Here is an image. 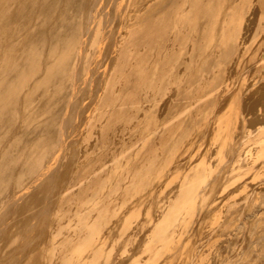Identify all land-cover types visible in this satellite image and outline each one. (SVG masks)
<instances>
[{"label":"rangeland","instance_id":"374dc122","mask_svg":"<svg viewBox=\"0 0 264 264\" xmlns=\"http://www.w3.org/2000/svg\"><path fill=\"white\" fill-rule=\"evenodd\" d=\"M40 1L29 7L32 32L24 29L15 38L17 54L27 40L23 33L33 40L59 20L60 2L67 4L43 3L52 10L46 9L49 16L41 24ZM200 1L184 0L180 7L187 17L176 29L170 15L168 40L164 47L155 43L150 61L164 77L156 75L150 88L133 87L140 107L136 119L128 121L133 107L120 116L103 98L112 92L111 82L116 97L125 94L119 88L126 89L120 87L126 79L120 83L111 77L104 84L114 66L110 55L117 51L111 54L108 46L113 26L105 25L102 43L88 51L103 61L91 54L100 61L90 58L94 64L85 75L77 64L79 85L72 87L69 100L64 98L69 89L43 95L49 86L42 83L31 95V112L17 105L22 109L17 117L12 106L5 109L7 115L4 111L0 118V264H264V0ZM196 2L207 3L209 14L200 17ZM168 3L171 13L176 1ZM104 4L102 18L108 13L104 19L112 20L125 1ZM12 6L11 15L8 9L0 21L16 17ZM223 21L225 38L220 36ZM200 29L206 31L202 48L185 72L191 39ZM29 33L35 35L29 38ZM152 117L166 118V125L154 126ZM40 139L55 144L52 158L44 160V174L36 179L21 172V153L36 149ZM186 191L190 199L173 215ZM80 217L103 243L96 248L94 240L86 242L78 256L73 250L90 232L80 226ZM161 229L167 230L165 241L154 239Z\"/></svg>","mask_w":264,"mask_h":264},{"label":"bare ground","instance_id":"6f19581e","mask_svg":"<svg viewBox=\"0 0 264 264\" xmlns=\"http://www.w3.org/2000/svg\"><path fill=\"white\" fill-rule=\"evenodd\" d=\"M3 1L4 2H2V4L3 3H5V4L3 6L0 5V7H1L0 18L3 17L4 15H6L8 9L10 10V11H8L10 13H7V14L11 15V9L14 8L12 5H14L16 8L15 9L16 11L14 13L15 15L12 13L16 17L11 18L12 21H10L11 19H9V18L12 17L13 15L8 17L9 20H6L5 18H3L5 20L0 21V118L3 116L5 109L6 108L9 109V108H11V106H12L13 110L15 109V111L17 110V108H16L17 105H20L21 106L20 108H22L24 111L28 110L29 112H31L32 111V108H31V106H32L31 105L32 104L31 98L32 97H31V95L33 94V91L37 90L42 83L44 85H46L47 87L49 86L48 88L44 89L43 95L47 94L49 92L54 94V93L59 92L61 89H65V90L69 89L70 91H68V90L66 91V95L64 96V98L65 99H68L69 97L71 98V96H69V94L70 95H71V93L73 94L72 87H74V86L77 87L76 85H79V83L76 81V79L74 80V77L76 78V75H77L75 73V71H76L75 68H78V67L80 68V66H81L82 70L79 69L78 72H80V70H81L84 72L82 74L85 75V71H87L88 65L92 66L94 64V63L91 64L92 62H91L90 58H94V60H96V58L98 59L99 53L97 55L96 51H94L95 54L98 56L97 57L94 53L93 54H92V52L88 53V51L90 50V47H91L90 51H92V49L95 50L93 48L94 46H96L95 48L97 50L98 41L103 40L100 36H101V34H103L102 33L103 29H104L103 26L105 25V28H107L106 26H108L109 28L112 26L113 27L115 26V28L113 29V27H112V29L110 31L108 28L109 34L112 37V38L110 37L112 40L109 38V40H111L110 41L111 44L109 43L108 46L109 47H110V45L113 46V48H112V46L110 48L111 54H112V49L114 50L116 48L117 51L115 50L114 52H116L117 55L113 56L114 54H116L114 52H113L114 54L110 55V57L112 56L111 58L114 57L113 58V60H114L113 65L114 66L111 67V68H113V69H111L112 72L109 71V73L111 74L109 79H108V77H107V80L105 79V76H106V74H105V76L103 78L105 80L104 84H106L108 86L109 82H110L109 80L111 77L120 83L122 80H125V79H126L125 80L126 83L128 81L129 82H128V85L125 82L121 83L120 87L122 86V87L127 89V90L123 89L124 91H122L121 90L122 88H119V90L121 92H125V94L122 93L123 96L121 94V97L119 95H118V97H116V94H113V92H115V91H113L111 88L112 87V85H111L112 82H111L109 91H112V92H107L108 95H106L105 91H108V90L105 89L104 94H105V96H108V98L105 97L104 95H103V98L107 99V101H106L107 103L105 102L106 105H108V103L110 102V106L113 108V112L114 113L116 112L117 115H120V116H123L124 113L126 115L127 111L133 107L134 112L131 114V116H129L128 121H130L132 118L136 119V114H137V111L140 109V107H139V101L136 99V96H135L136 92H133L132 90H134L133 87H136L137 85L139 86L140 84H142V87H149L150 88L153 86L154 82H156V75H158V74L156 73L157 69L154 66H156L157 62H155V60H154V62L156 64L154 62H150L151 56H153V49L155 47V43H157V45L161 44V47H164L163 43L167 39V37H166L167 31H169V30L166 31V29L167 28L169 29L168 25L170 23L168 21L171 18L170 17L171 14H172L171 16H173L172 18H174V20H175L174 25H173V28H175V29L177 28L178 23L182 22V20L184 22L185 17H187V15H185V8L183 9L182 7H180L184 3V0L179 1L180 6L177 5L178 0H175L177 8L173 7L174 10H171V13H170V7H171V4L173 2L172 3L170 2L171 4L169 5L168 0H124L125 1V5H123L124 7H122L121 10L118 8L119 11L117 9L114 10L115 14H116V11L118 13H117V15L114 14L115 18L113 17L114 19H112V20L109 19V17L111 18V16H109L107 19H104L105 16L107 17L108 13H106L107 15L105 14L104 18H102V15H104V13H105L104 11L106 9V8L104 9V7L106 5L104 3H106V1H108V0H65V2L67 1L66 6H61L62 2H60L61 4L56 3L58 6L60 4L59 8L61 7V9L57 8V5L55 7V9L57 8L58 11L60 12L59 13V15H60L59 20L58 21L55 20L56 22H53V24L50 25V28H48V30L45 31V29H44V31L38 32L37 33L38 35L34 34L36 37L33 34L29 33V38L31 35L34 36L33 40L32 39L30 40L27 37L28 36L27 32L28 31L32 32L29 29H32L33 25L31 24L32 26L30 25L31 27H29V29H28L27 24L29 25V23H31V19L33 18L32 17L33 12H31V10H32L31 8L34 6V4L37 3L38 0H3ZM53 1H52V4H55V2H53ZM40 2L42 3L41 5H43V7H45V8L42 7V10H43L42 11L43 14L41 13L42 14L41 16H43V20L41 21V24H42L46 21V18L49 16L46 9L52 10V8L51 9L48 8V7H50V5H48V7L46 8L45 4H46L47 0H45L43 2L41 0ZM57 2H59V0H57ZM63 2H64V0H63ZM200 2H199V4H200ZM43 3H45V4H43ZM199 4L197 2L195 4L196 5L195 8L197 10V13L199 14L200 17H205L207 14H209V11H211V9L206 5L207 3L204 5L202 3H201L202 5H199ZM11 6H12V8H11ZM29 7L31 10L29 9ZM62 7H64V8H62ZM27 9H29V10H27ZM62 9L67 10V13ZM229 9H230V7H229ZM60 10H62L65 13H61L62 11H60ZM154 11H156V13H154V14H157L155 17H154V14H152V12H154ZM186 13H187V11H186ZM30 14H32V16ZM112 15H113V13H112ZM225 15L228 16V12H226ZM7 16L8 15H6V18H7ZM15 18H17V20L19 22L18 21L14 22L13 19H15ZM22 19H24L23 22H22ZM103 19L105 22L103 21ZM108 19L110 22H114V21H116V22L113 25L112 23L108 22ZM224 22L225 21H223V24H221V26H220V34H221L220 36H222V38H225V36H224L225 32L224 31H225L226 24H224ZM106 23L108 25H106ZM202 26L205 27V25H203V24H202ZM26 29H28V30H26ZM22 30L26 31L27 34L23 33V34H25L23 36L26 37L27 40H26V42L21 41L22 44L23 43L24 44L22 47L20 45L21 48L19 47V53L17 54V52H15V49L13 47L16 44L15 38L17 37L18 33ZM105 34H107V33H105ZM195 34L196 35L194 37H192V39H191L192 40V48H191L192 52L190 53L189 60H187L185 62L186 63V66L184 69L185 72L188 71L189 65L192 62V59L196 56L197 52L201 50L202 47H200V41H201V38H203L205 36L206 31L204 29L203 30L200 29V30L196 31ZM32 36H31V38H32ZM154 36H155V38H154ZM24 37H23V39H24ZM105 37H106V35H105ZM99 38L101 40H99ZM156 39H157V42L154 41ZM99 43H102V41ZM207 47L212 48L210 43H208ZM98 50H99L98 52H101L100 49H98ZM108 51L109 50H107V52ZM91 54L93 56H95L96 58L92 57ZM105 54H103V55H105ZM225 54H226V52H225ZM211 55H212V52H210V50H209L208 56H211ZM105 56L107 57V54ZM106 57H105V59H106ZM163 58H165V57H163ZM108 59L110 61H112V59H110V58H108ZM153 59L154 58H152V60ZM92 61H93V59H92ZM97 61H100V60H96L94 62L97 63ZM156 61H157V59H156ZM150 63H152L153 66L151 65V67H153V68L149 67ZM77 64H80V66L79 65L77 66ZM111 64H112V62H111ZM91 66L89 68H92ZM89 68H88V70H89ZM97 68H98V65H97ZM173 68H174L173 66L169 68V71L167 72V74H169V76H173ZM80 74H81V72L79 73V76H84V75H80ZM214 74H215V72H214ZM199 76L200 77L202 76L200 74V72L198 73V79L199 80L197 79V81L201 80ZM158 77H159V79H162L164 77V74L161 73L160 75H158ZM131 78H133L132 82H131ZM77 79L79 80V78H77ZM66 81H67V83H65ZM106 81H108V82H106ZM197 81H195V82H197ZM118 82H116V83H118ZM76 83H78V84H76ZM123 83H125L126 85L123 86L122 85ZM74 90H75V88H74ZM185 90L186 89L181 90V94L183 92H185ZM120 91H118V92H120ZM20 94L23 97H22L20 103L18 104V101H19L18 99H19ZM99 98H101V97H99ZM68 100H65V102H68ZM20 108H19V110L22 111V109H20ZM112 108H110V109L112 110ZM13 110H10V111L12 112ZM19 110H17V111H19ZM7 111H9V110H7ZM19 112H17V114L14 116L18 117ZM103 112H104V110H103ZM103 112L101 111V114ZM5 114H6V111H5ZM13 114H15V113H13ZM9 117H10V121H12L14 119V118H11V116H9ZM12 117H13V115H12ZM17 117H15V121H16ZM153 117L151 119H153ZM164 119H166V118H164ZM164 119H163V121L160 120L161 123H159L160 121L155 120V118H154L152 120L153 125L157 126V127L160 126V128H161V126L166 125V123L164 122L165 121ZM3 120H5V117ZM7 120L9 121V119H7ZM8 121H6V122H7V125L9 126L11 123L9 122V124H8ZM157 121H159V122L156 123ZM137 122H139V121H137ZM166 122H167V120H166ZM243 122H244V120H243ZM7 125H6V127H7ZM2 127H5V126L2 125ZM258 127L260 128V126H258ZM261 130H262V127L260 129V132L263 133L262 131H264V129L262 131ZM258 134H259V130H258ZM44 139H40L41 141H39V142L37 141L35 143V144H37L36 149L34 147V149L29 150L28 147L25 146V147H27L26 148L27 151H25L26 149L23 151L25 153H23L21 151L22 152L21 154L22 155L24 154L23 156H25L24 159L21 156V158L23 159V160L21 159V161H23L21 163L22 166L20 168V169H22L21 172L27 173L28 175H33V176L35 175L36 179L39 178V175L42 176V174H44V172H45L44 170H46L44 168L45 165L43 166L44 160L49 155H51L50 157L52 158V154H53L52 151L54 149L53 148L54 146H52V144L54 141L52 142V140H51V141H49L50 143H47L48 141L46 142V141H44ZM48 139H50V138H47V140ZM54 144H55V142H54ZM33 146L31 145V148ZM246 151H245V153H246ZM247 154L248 153H246L245 155H247ZM50 157H48V159ZM238 157H240V156H238ZM238 157H236L237 160L235 159L236 164H238L239 161H241L240 160L241 158L239 159ZM238 167L240 168L241 165ZM21 176L22 175L19 176V173H18V177H16V180L18 182H19V180H21V178H22ZM25 176H26V174L23 177H25ZM33 176H32V178H34ZM37 176H38V178H37ZM28 177H31V176H28ZM18 182H17V184H18ZM20 183H22V182H20ZM71 184H74V183H71ZM18 186H19V184H18ZM71 186L72 185L68 184L67 188H69ZM101 187H103L102 183H100L98 185V188H101ZM85 188H87V187H85ZM83 190H85V189L83 188L81 191H83ZM188 192L189 191H186V194L184 193V195L180 201L181 203L178 202V203H180V205H178L176 208L173 209V211H172L173 215H177L180 212L182 206L187 202L188 199H190V196H188ZM96 203H98V202H96ZM96 203H94V205H93V207L95 209L97 207ZM100 206H101V204H100ZM99 209L100 208H97V210H99ZM77 212L78 211L76 210L75 213L78 214ZM82 218H84V217H82ZM80 226L81 227H87L88 229H90V232L87 234L85 240L80 241L78 243L79 245L73 250V252H75L78 256L81 254L79 252L85 246L86 242L94 240V243L97 244V245L96 244L94 245V246H96V248H99L98 245L103 243L102 242L103 240L98 238V233L96 234L95 237H93L95 229L93 226L88 225L86 217L84 218V220L81 219V217H80ZM78 229L80 230L79 227H78ZM166 234H167V230H165V229L158 230L154 236L155 237L154 239L165 241L167 239ZM93 252H94V254H96L98 252V250L95 249V250H93Z\"/></svg>","mask_w":264,"mask_h":264}]
</instances>
